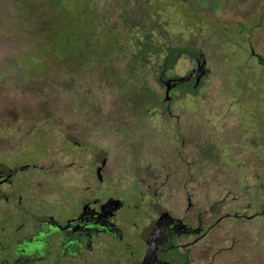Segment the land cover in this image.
<instances>
[{"label": "flooded vegetation", "instance_id": "1", "mask_svg": "<svg viewBox=\"0 0 264 264\" xmlns=\"http://www.w3.org/2000/svg\"><path fill=\"white\" fill-rule=\"evenodd\" d=\"M248 2L251 18L264 1ZM256 17L264 23V12ZM259 31L249 43L264 66ZM194 43L177 55V62L191 60L186 73L171 74L176 65L149 73L165 96L128 105L123 126L100 121L95 110L88 119L62 120L59 158L50 159L47 143L42 164L15 152L27 147L35 155L29 132L26 145L0 148V264L264 261V120L250 108V128L242 130V110L233 109L247 100L240 95L205 101L214 59ZM200 63L204 72L196 71ZM185 98L197 102L177 104ZM14 128L0 126V138ZM245 225L260 230L243 232Z\"/></svg>", "mask_w": 264, "mask_h": 264}, {"label": "rangeland", "instance_id": "2", "mask_svg": "<svg viewBox=\"0 0 264 264\" xmlns=\"http://www.w3.org/2000/svg\"><path fill=\"white\" fill-rule=\"evenodd\" d=\"M247 1L127 0L124 9L122 0H0V126L16 127L8 134V139L0 138V148L10 147L12 143L18 147L26 145L27 141L22 138L29 132L35 155L27 147L15 152L19 159L35 158L42 164L49 158L43 154L47 143L51 148L50 159L59 158L62 120L73 121L78 116L88 119L94 113L90 110H95L100 121L112 120L115 125L123 126L128 105L134 103L122 94V78L130 77L126 65L136 50L135 43L129 41L128 33L125 35L123 30L131 33L148 26L156 35L165 31L170 40L179 41L182 46L191 45L193 40L209 51L214 59L210 65L216 74L205 101L217 98L220 102L218 96L222 92L227 103L236 95L246 98L242 106L236 107L234 103L233 109L242 110L238 114L242 130L249 129L250 108L258 109L259 119L264 120V76L261 75L264 66L253 57L249 43L257 30H260L258 39L264 40V23L256 17L264 12V2L261 3L264 0H256L261 4L255 6L251 18L252 6ZM93 3L101 20L98 28L85 10L92 9ZM53 25L51 31L60 47L55 57L50 55L44 42ZM118 26L121 31L115 32L114 27ZM240 30L243 35H239ZM95 32L100 37L98 40L92 35ZM259 50L264 54V45ZM91 53L110 57L105 60L98 57L96 60L102 63L91 65L67 59L71 55L79 60L80 54L87 58ZM190 67L191 60L182 57L170 73L184 74ZM113 68H125L116 74L122 85L119 89L114 88V81L104 79V72ZM150 77L151 87L164 97L165 89L160 80L154 74ZM239 78L246 87L234 84ZM147 97L142 103L149 106L155 96ZM195 102L197 100L185 98L177 104ZM121 132L117 127L116 143L121 140ZM258 230L252 225L242 227L243 232ZM249 261L250 257L244 258V263ZM258 264L264 261L259 259Z\"/></svg>", "mask_w": 264, "mask_h": 264}, {"label": "trees", "instance_id": "3", "mask_svg": "<svg viewBox=\"0 0 264 264\" xmlns=\"http://www.w3.org/2000/svg\"><path fill=\"white\" fill-rule=\"evenodd\" d=\"M86 1V0H84ZM137 1V0H136ZM50 5H52L50 3ZM95 4L93 3L92 9H85L87 13H89V17H92L91 19H94L92 22L96 28H98L101 25L100 16L97 15L95 12ZM127 6V0H122V8L125 9ZM139 7V5H137ZM54 7V6H53ZM86 24H88L86 22ZM107 25V24H106ZM53 26H50V29L46 35L45 43L48 46V50L51 56L56 55L55 51L58 50L60 47L56 43V39L54 37ZM119 27H114L116 30L115 32L121 31L119 30ZM137 32H131L130 30H123L124 34L128 33V39H131L132 43H135L136 50L133 51L134 56L132 59L127 63L126 66H129L128 72H130L129 76H126L125 78H122L123 81V87L120 85V82L118 80V76L116 74L119 70H124L125 68L117 69L113 68L110 70H106L104 72V79L107 81H114V88L119 89L122 87L123 91L122 94L125 96V98L130 102L134 104H143L142 101L144 98H148L147 96L151 94V96H155V101H153L154 104L157 101V91H155L151 85L150 82V72H156L160 69L166 70V69H172L176 65L177 55L186 50H191L187 47H174L170 44H167L170 40L169 34H167L165 31H160L159 35H156L154 33V30L150 28V26L145 27V29H138ZM101 32H104L102 30ZM92 35L95 37L98 35L96 32L92 33ZM100 37H95V39H99ZM125 47V46H124ZM126 48V47H125ZM122 49V47H121ZM120 50V48H119ZM80 53V52H79ZM81 59L75 60L74 57L71 55L67 57L73 58V63L78 64H101L102 60H105L106 58L110 57L107 55V57L97 56L93 53L88 55L86 58L83 54H80ZM101 58L102 60H96V58ZM125 66V67H126ZM128 77V78H127Z\"/></svg>", "mask_w": 264, "mask_h": 264}, {"label": "water", "instance_id": "4", "mask_svg": "<svg viewBox=\"0 0 264 264\" xmlns=\"http://www.w3.org/2000/svg\"><path fill=\"white\" fill-rule=\"evenodd\" d=\"M204 63L201 65V63L198 65V68L196 69L197 72H200L202 70V72H204L203 69ZM168 90H170V86L168 87Z\"/></svg>", "mask_w": 264, "mask_h": 264}]
</instances>
